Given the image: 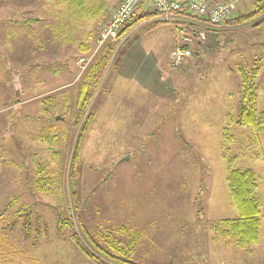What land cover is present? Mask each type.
Listing matches in <instances>:
<instances>
[{"label": "rangeland", "instance_id": "374dc122", "mask_svg": "<svg viewBox=\"0 0 264 264\" xmlns=\"http://www.w3.org/2000/svg\"><path fill=\"white\" fill-rule=\"evenodd\" d=\"M256 1H238L230 17ZM110 4L0 0V243L13 251L0 253V264H97L77 241L115 264L98 248L115 252L132 236L135 249L124 256L136 264H264V214L256 243L212 240V224L237 215L226 181L231 168L254 172L253 193L264 206V130L235 122L241 68L258 66L256 107L264 111V23H222L219 35L202 31L194 42L179 18L154 16L98 47ZM112 42L76 123L83 75ZM176 48L187 54L172 66ZM22 209L30 214L27 238Z\"/></svg>", "mask_w": 264, "mask_h": 264}, {"label": "trees", "instance_id": "16d2710c", "mask_svg": "<svg viewBox=\"0 0 264 264\" xmlns=\"http://www.w3.org/2000/svg\"><path fill=\"white\" fill-rule=\"evenodd\" d=\"M159 16L157 11H145L141 7H138L134 14L127 20L120 31L118 32L117 38L123 35L131 26L136 23L142 22L146 19H151L153 17ZM172 16L179 18L175 22H181L187 25L186 29L190 31L191 37L189 40L194 42L201 41L199 37L200 32H204L205 36L210 33L217 36L219 35L218 26H209L205 19L184 11H175L172 12ZM252 19H257L256 22L252 25L259 26L264 23V0H257L252 9L238 16L230 17L226 19L223 23L227 24H243ZM154 21L162 22L163 19H155ZM147 23L144 27H141L143 30L149 27H152L155 23ZM97 33L95 35V38ZM134 38H131L126 44L131 43ZM112 42L108 48L105 50L104 54L97 60L94 59L89 63L88 69L83 75L82 82L79 85L77 93V110L75 113V122L78 123L81 119L90 98L93 95L95 86L101 81V78L104 74L105 67L107 65L111 50L113 48ZM178 47L184 50H188V45L186 42H181L178 44ZM89 52H86L84 55L80 56L85 57ZM115 66H110L109 74L105 78V82L102 84L101 96L106 90L107 84L109 82L110 76L115 73ZM258 72V66L247 71L243 68L239 69V106L236 113L235 122L240 126H251L256 131L264 130V111L258 112L256 107V84L255 76ZM92 117V111L87 112L82 122L79 126V133L74 142V147L72 150L71 163L76 159L78 155V150L81 144L82 135L86 131L87 125ZM228 193L231 198L233 205L236 208L237 215L232 218H222L217 220L212 224V240L223 239H233L239 247H247L253 243H256L260 235V216L264 214V206L260 207L258 198L253 193L255 188V176L254 172L251 169H230L226 176ZM10 205V204H9ZM8 205V206H9ZM7 206V207H8ZM24 216L22 222L21 230L23 234L25 233V238L29 236L31 230V220L30 214L25 210H20L17 217ZM60 216L57 219L60 220ZM65 221V219H62ZM64 223V222H63ZM14 222L8 224L7 228L11 229ZM36 232L38 231L39 226L35 225ZM88 238L90 239L89 233L85 231ZM37 242V238L33 241V245ZM91 244L96 246L90 239ZM94 243V244H93ZM77 244L83 253H85L90 259H92L97 264H110L103 260L100 257H97L96 254L91 253L87 250L80 242L77 241ZM136 246V238L131 237L129 242L122 245L117 244L114 251H105L104 249L98 248L100 251L101 257L112 261L115 264H136L131 259H128L124 256L126 254L125 248L128 253H132ZM10 246L8 243L1 245L0 243V253L6 254L10 257L13 254V251H10Z\"/></svg>", "mask_w": 264, "mask_h": 264}, {"label": "built area", "instance_id": "2783aa9c", "mask_svg": "<svg viewBox=\"0 0 264 264\" xmlns=\"http://www.w3.org/2000/svg\"><path fill=\"white\" fill-rule=\"evenodd\" d=\"M240 0H119L114 10L101 24L95 45L98 47L108 41H112L117 37L123 24L129 20L136 9L140 6H147L157 11L160 19L169 20L172 12L184 11L195 14L203 19L209 26H219L231 16L237 2ZM187 52L176 48L172 52V66H177L182 57ZM81 63L87 64L89 58L81 57Z\"/></svg>", "mask_w": 264, "mask_h": 264}, {"label": "crops", "instance_id": "0c3cea01", "mask_svg": "<svg viewBox=\"0 0 264 264\" xmlns=\"http://www.w3.org/2000/svg\"><path fill=\"white\" fill-rule=\"evenodd\" d=\"M109 1L111 4L110 6L108 5V7H106V10L104 11V15H103L104 20L108 17V15L112 12V10L116 7L117 3L119 2V0H109ZM143 8H145V6ZM101 9L102 7L99 10Z\"/></svg>", "mask_w": 264, "mask_h": 264}]
</instances>
